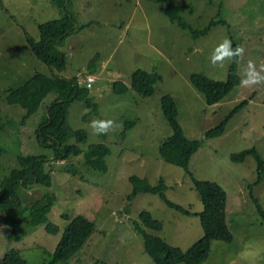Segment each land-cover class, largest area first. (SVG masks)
Masks as SVG:
<instances>
[{
  "label": "rangeland",
  "instance_id": "374dc122",
  "mask_svg": "<svg viewBox=\"0 0 264 264\" xmlns=\"http://www.w3.org/2000/svg\"><path fill=\"white\" fill-rule=\"evenodd\" d=\"M169 0H2L0 6V181L18 167V154H47L46 170H51L49 187L56 196L47 212V221L59 230L50 232L46 222L33 223L27 209L17 225L21 240L9 236V224L0 213V257L11 248L20 249L27 264H47L69 219L81 214L94 223V230L83 246L67 260L55 264H154L144 250L142 234L135 228L141 210H148L163 224L159 231L145 227L168 243L186 249L202 235L197 214L186 215L167 206L158 194L138 193L130 201V175L166 184V196L191 212L203 208L200 194L183 167L168 163L159 154V145L172 133L161 109L164 94L174 98L178 120L190 139L201 140L189 170L195 179L218 182L227 193V222L233 234L231 242L213 240L204 264H264V224L253 196L264 204V178L257 179V162L247 155L241 162L230 159L232 152L255 147L264 157V84L246 87L237 84L216 103L208 104L190 81L192 72L224 80L233 63L213 66L209 57L224 39L245 49L235 62L240 79L246 77L248 62L264 75V0H172L183 5V21L202 29L211 19L226 23L212 25L205 35L194 38L189 29L171 21L164 9ZM69 14L75 27L55 49L64 53L66 67L52 70L32 52L26 31L39 38L37 24ZM89 62L93 70L89 68ZM137 68L157 72L160 79L149 96L140 95L131 86ZM83 80L93 73L89 97L93 109L84 100L71 102L67 119L73 128L86 131L85 141L75 137L83 150L89 144L104 143L109 153L102 171L84 162L82 154L56 159L50 148L42 146L35 133L44 118L52 94L24 122L25 109L5 102V92L16 87L34 72ZM127 85L115 92L113 82ZM241 81V80H240ZM247 100L228 119L224 133L205 138L206 130L218 124L236 105ZM114 120L118 127L107 134H95L92 120ZM127 123L130 125L126 126ZM124 131V132H123ZM72 164L73 174L65 169ZM251 184V187H250ZM47 188L40 184L20 186L22 206L39 197ZM65 214L68 218L62 216ZM184 264V263H178Z\"/></svg>",
  "mask_w": 264,
  "mask_h": 264
},
{
  "label": "trees",
  "instance_id": "16d2710c",
  "mask_svg": "<svg viewBox=\"0 0 264 264\" xmlns=\"http://www.w3.org/2000/svg\"><path fill=\"white\" fill-rule=\"evenodd\" d=\"M58 4L62 6L64 0H58ZM1 5L2 0H0ZM183 8V5L174 4L172 0H169L164 12L171 21L176 22L184 29H189L194 38L205 35L212 25L226 23L223 18L219 17L218 19H211L202 29H194L180 17L179 11ZM37 27L39 31L38 39L24 31L32 52L52 70H63L67 64L65 54L56 50L54 44L74 30V17L64 14L58 18L41 21L37 24ZM230 40L234 48L239 46L231 35ZM237 59L232 61L233 63L228 68V75L224 80L214 79L200 72L190 74L189 78L192 85L204 95L208 104L218 102L234 86L240 83L241 79L234 65ZM89 68L93 70L91 62H89ZM159 79L160 75L157 72L137 68L132 72L130 86L138 94L149 96L153 94L154 84ZM112 86L115 92H124L127 89V85L122 82L114 81ZM5 93L6 103L18 104L25 109L22 116L23 122L40 107L45 96L51 93L52 97L47 104L46 114L35 129L39 143L46 148H50L56 159L62 160L70 155L78 156L82 154L86 164H91L102 171L106 170L104 157L109 153L106 144H89L83 150L76 143H67L72 137H75L79 142L85 141L87 137L84 129L73 128L68 122L67 113L71 102L84 100L88 106L93 105V109L96 107V104L92 103L89 97V87L79 84L76 76L64 78L36 71L20 85L8 88ZM245 103H247V100H243L239 105H236L218 124L206 130L204 137L209 139L224 133L228 119ZM160 104L172 133L159 145V154L164 161L183 167L191 176L193 185L200 194L203 208L199 212H191L181 204L170 200L165 194L166 184L162 177L153 185L144 177L130 175L129 180L132 184V190L128 194V203L124 211L129 210L130 201L135 195L149 192L158 194L167 206L176 211L186 215L197 214L203 232L186 249L172 245L161 236L145 230L146 227L159 231L163 227L162 222L156 219L148 210L139 212L142 225L136 221L135 228L142 234L144 250L153 259L154 264H204L210 253L213 240L231 242L233 239L232 231L227 222V193L216 181L195 179L193 177L192 172L189 170V162L194 153L200 148L201 140L190 139L185 135L178 120L177 104L172 95H162ZM128 125L130 123L126 124V126ZM247 155H253L257 162L256 182L262 181L264 178V157L255 147L232 152L230 159L234 162H241ZM48 158L49 156L44 153L18 154V167L12 168L0 181V213L4 214L3 218L10 226L9 236L15 241L22 238L17 231V225L22 221L27 209H29L33 223L46 222L45 228L48 231L57 232L59 230V226L47 221L46 216L56 199L54 192L49 189L52 184L51 170H45V163ZM65 169L73 172V174L77 172L72 164L66 165ZM34 184L45 186L47 190L27 205L22 206L18 188L20 186L29 188ZM250 197L264 224V204L262 205L253 196L252 191H250ZM62 216L68 218L65 214H62ZM93 230L94 223L85 216L77 214L71 217L65 225L47 264H55L60 260L70 258L83 246ZM0 264H27V261L22 256L19 248L11 247L0 257Z\"/></svg>",
  "mask_w": 264,
  "mask_h": 264
},
{
  "label": "clouds",
  "instance_id": "9594fccd",
  "mask_svg": "<svg viewBox=\"0 0 264 264\" xmlns=\"http://www.w3.org/2000/svg\"><path fill=\"white\" fill-rule=\"evenodd\" d=\"M245 53V49L242 46L233 47L232 41L224 39L217 44L209 57L210 64L213 66L223 67L225 61L231 62L237 58H242ZM248 71L246 77L241 79V84L246 87H252L256 85L264 84V75H261L260 71H257V67L254 62H248ZM264 71V68L261 69ZM92 74L93 73H88ZM79 80V79H78ZM90 128L95 134H107L110 130L118 127L114 120H92L90 122Z\"/></svg>",
  "mask_w": 264,
  "mask_h": 264
},
{
  "label": "built area",
  "instance_id": "2783aa9c",
  "mask_svg": "<svg viewBox=\"0 0 264 264\" xmlns=\"http://www.w3.org/2000/svg\"><path fill=\"white\" fill-rule=\"evenodd\" d=\"M94 79H95L94 75L87 74L86 77L83 80L79 79L78 83L81 84V85H86L87 87H90L91 83L94 81Z\"/></svg>",
  "mask_w": 264,
  "mask_h": 264
},
{
  "label": "bare ground",
  "instance_id": "6f19581e",
  "mask_svg": "<svg viewBox=\"0 0 264 264\" xmlns=\"http://www.w3.org/2000/svg\"><path fill=\"white\" fill-rule=\"evenodd\" d=\"M46 170V169H45Z\"/></svg>",
  "mask_w": 264,
  "mask_h": 264
}]
</instances>
